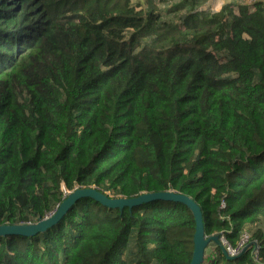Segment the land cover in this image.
Masks as SVG:
<instances>
[{
	"label": "trees",
	"instance_id": "1",
	"mask_svg": "<svg viewBox=\"0 0 264 264\" xmlns=\"http://www.w3.org/2000/svg\"><path fill=\"white\" fill-rule=\"evenodd\" d=\"M204 2L0 0V224L47 216L62 186L176 190L233 246L264 222V1ZM194 227L180 201L82 196L0 235V264H189ZM251 240L256 258L211 239L200 264H264V227Z\"/></svg>",
	"mask_w": 264,
	"mask_h": 264
},
{
	"label": "water",
	"instance_id": "2",
	"mask_svg": "<svg viewBox=\"0 0 264 264\" xmlns=\"http://www.w3.org/2000/svg\"><path fill=\"white\" fill-rule=\"evenodd\" d=\"M82 196L92 197L109 208H122L124 206L131 208L132 206L141 204L142 202L156 199L174 200L185 203L192 211L195 221L194 233L192 237L193 249L189 264H200L205 248L211 239L219 244L222 252L228 258H234L245 250L242 249V251L237 255H230L227 253L225 246L221 242L220 236L218 234L206 236L204 234L203 216L199 204L189 195L173 189L150 192L145 191L134 196L126 197L110 196L95 186L75 187L65 195L55 210L52 211L48 216L28 224H0V235L13 233L31 235L43 231L48 226L54 224L64 214L69 206H71L76 201V199Z\"/></svg>",
	"mask_w": 264,
	"mask_h": 264
},
{
	"label": "built area",
	"instance_id": "3",
	"mask_svg": "<svg viewBox=\"0 0 264 264\" xmlns=\"http://www.w3.org/2000/svg\"><path fill=\"white\" fill-rule=\"evenodd\" d=\"M247 1H248V4H252L254 1H257V0H247ZM222 204H223V202H222ZM220 240L223 243V245L225 246L227 253L230 255L239 254L242 251V249H244V245L247 243H250L251 244V253L255 258L257 257V250H258L257 242L255 240L249 241V233L246 229H244L242 231L240 238L237 241V244L234 246L231 245L230 243H228L227 240L223 236H220Z\"/></svg>",
	"mask_w": 264,
	"mask_h": 264
},
{
	"label": "rangeland",
	"instance_id": "4",
	"mask_svg": "<svg viewBox=\"0 0 264 264\" xmlns=\"http://www.w3.org/2000/svg\"><path fill=\"white\" fill-rule=\"evenodd\" d=\"M133 1L134 2H138V1L143 2V0H133ZM204 1H205L204 2V6L205 7L210 8L211 10H217L221 6V4L223 3V1H225V0H204ZM236 1L242 2V3H248L247 0H236ZM165 5H166V3H162L161 4L162 7L165 6ZM62 189H63V192H64L65 195L71 191V190L65 188L64 186H62ZM50 213L51 212H49V214ZM257 225L264 227V222L263 221H260V222L255 223V224L247 225L246 230L249 233V241L251 240V232L255 229V227ZM247 248H251V244L250 243H247V244L244 245V249H247ZM211 249H212V245H209L208 248H207V252H210Z\"/></svg>",
	"mask_w": 264,
	"mask_h": 264
},
{
	"label": "crops",
	"instance_id": "5",
	"mask_svg": "<svg viewBox=\"0 0 264 264\" xmlns=\"http://www.w3.org/2000/svg\"><path fill=\"white\" fill-rule=\"evenodd\" d=\"M224 2V1H223Z\"/></svg>",
	"mask_w": 264,
	"mask_h": 264
}]
</instances>
